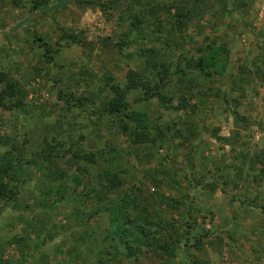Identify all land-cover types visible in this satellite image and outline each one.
<instances>
[{
  "label": "rangeland",
  "instance_id": "1",
  "mask_svg": "<svg viewBox=\"0 0 264 264\" xmlns=\"http://www.w3.org/2000/svg\"><path fill=\"white\" fill-rule=\"evenodd\" d=\"M40 1L0 0V264H264V0ZM112 86L152 143L103 111ZM141 209L154 244L189 241L125 250L118 212Z\"/></svg>",
  "mask_w": 264,
  "mask_h": 264
},
{
  "label": "trees",
  "instance_id": "2",
  "mask_svg": "<svg viewBox=\"0 0 264 264\" xmlns=\"http://www.w3.org/2000/svg\"><path fill=\"white\" fill-rule=\"evenodd\" d=\"M75 1V0H42L40 2H35L31 6L30 13L33 10H41V11H54L58 8H63L68 2ZM132 21H137L136 18H132ZM136 23H140L137 21ZM39 41V40H37ZM42 46L44 47V53H46L48 50L45 43H42ZM146 58H148L145 61V68H146V73H147V78L155 84L156 92L155 96H157L158 99L162 100L163 96L160 91V88H163L165 85V80L168 79L169 77V72H168V67L164 65L163 63L156 62L154 59V54L152 53V50H148ZM220 50L217 48H209V52L204 55L203 58L199 59L197 66L200 68H206L210 65H213L215 63V59L220 55ZM45 57V56H44ZM46 58V57H45ZM49 59V58H48ZM222 67V66H221ZM129 85L132 86L131 81L129 82ZM9 87V85H8ZM10 91L12 88H9ZM6 93V92H2ZM111 93L112 98H109L108 102L103 108V111L106 113H109L110 115H116L113 116L118 124L120 125V131L122 133H127L128 137L130 138V141L133 144L137 143H142V142H153V138L150 135L154 134V137H159V133L157 131H152V129L143 127V126H136V125H129L128 120L129 116L123 115V107L125 108L124 104L122 102V94L118 86H112L111 87ZM10 96V94H8ZM110 101V102H109ZM122 107L119 110V108ZM116 113V114H113ZM122 116H121V115ZM264 165V163H263ZM262 176L264 175V167L262 170ZM107 186L105 188V191L111 192L113 189L117 188V185L119 181L115 178L114 175L107 177ZM101 193V192H100ZM104 194H101L103 197ZM12 190H9L5 187L3 182H0V200H11L12 199ZM125 204H123L124 207ZM131 207L132 205L129 204ZM122 207V208H123ZM120 210V209H119ZM146 209H141V212L139 213L138 218L132 219L129 218L126 214V212H118V216H120V220H117V226H121V231H114L116 236V239L121 246L125 250H131L134 248L135 245L139 246H151V245H156L157 248H159L162 251L169 252L171 250H175V247L178 246L182 240L183 245L186 244L187 241H189V231H190V225L187 223V221L184 222V230L182 232H177L173 231L172 234L166 235L164 238V241L161 242L160 244H154V241L151 237V228L158 227L159 230L163 233L164 229L162 226H165V223H163V220L161 219V212L160 211H154L153 216L150 218L148 217L147 211L145 212ZM111 211H118L117 209H113ZM145 213V214H144ZM141 223V224H139ZM116 224V223H115ZM150 229V230H149ZM206 234H202L199 236L198 239H195L193 241L194 247H199L201 239L205 238ZM155 239V238H154ZM167 241V243H164Z\"/></svg>",
  "mask_w": 264,
  "mask_h": 264
}]
</instances>
